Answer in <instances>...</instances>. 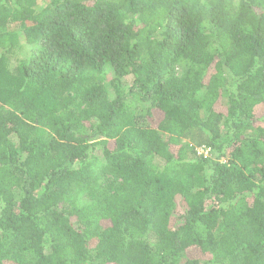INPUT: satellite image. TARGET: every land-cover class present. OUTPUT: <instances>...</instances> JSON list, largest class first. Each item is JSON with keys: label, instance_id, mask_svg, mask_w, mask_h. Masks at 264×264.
<instances>
[{"label": "trees", "instance_id": "obj_1", "mask_svg": "<svg viewBox=\"0 0 264 264\" xmlns=\"http://www.w3.org/2000/svg\"><path fill=\"white\" fill-rule=\"evenodd\" d=\"M41 1L0 0V264H264V0Z\"/></svg>", "mask_w": 264, "mask_h": 264}, {"label": "rangeland", "instance_id": "obj_2", "mask_svg": "<svg viewBox=\"0 0 264 264\" xmlns=\"http://www.w3.org/2000/svg\"><path fill=\"white\" fill-rule=\"evenodd\" d=\"M48 3V0H42L41 2H40V6L41 7H44V6H46V4ZM18 56H13L10 60H11V66H12V68H15L16 66H17V64H18V62L24 57L23 55H22V52L21 53H19V54H17ZM260 113L262 114V112H259V115H260ZM161 117L158 115V114H156V117L155 118H153V119H151L150 120V123H151V125L153 126V127H156V126H158V124H159V122L161 121ZM166 138H168L167 136H166ZM201 153H203V151L201 150L200 151Z\"/></svg>", "mask_w": 264, "mask_h": 264}, {"label": "built area", "instance_id": "obj_3", "mask_svg": "<svg viewBox=\"0 0 264 264\" xmlns=\"http://www.w3.org/2000/svg\"><path fill=\"white\" fill-rule=\"evenodd\" d=\"M204 152V151H203ZM206 154H208V151L206 152Z\"/></svg>", "mask_w": 264, "mask_h": 264}]
</instances>
